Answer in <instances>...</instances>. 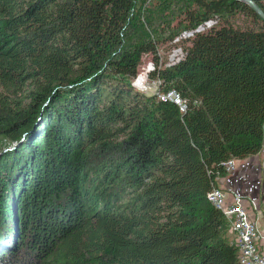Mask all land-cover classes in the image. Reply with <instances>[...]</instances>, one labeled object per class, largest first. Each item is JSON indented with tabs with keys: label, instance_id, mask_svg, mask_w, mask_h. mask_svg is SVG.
<instances>
[{
	"label": "trees",
	"instance_id": "16d2710c",
	"mask_svg": "<svg viewBox=\"0 0 264 264\" xmlns=\"http://www.w3.org/2000/svg\"><path fill=\"white\" fill-rule=\"evenodd\" d=\"M263 124L264 21L242 1L0 0V262L241 264L208 193Z\"/></svg>",
	"mask_w": 264,
	"mask_h": 264
},
{
	"label": "built area",
	"instance_id": "2783aa9c",
	"mask_svg": "<svg viewBox=\"0 0 264 264\" xmlns=\"http://www.w3.org/2000/svg\"><path fill=\"white\" fill-rule=\"evenodd\" d=\"M211 22L200 25L195 31L188 33L192 36L196 31H203ZM181 43L180 54L174 57L178 61L180 55L184 54V45L180 35L177 36ZM160 99H167L174 102L181 111L186 110L185 102L180 94L175 90H169L158 96ZM233 164V159L224 163L227 168ZM208 199L218 208H220L228 222L231 232L235 235L234 242L238 246L239 261L241 264H264V253L259 250L261 243V234L256 221L250 214L247 206L244 205L242 196L232 195L230 198L219 189H213L208 193Z\"/></svg>",
	"mask_w": 264,
	"mask_h": 264
},
{
	"label": "crops",
	"instance_id": "0c3cea01",
	"mask_svg": "<svg viewBox=\"0 0 264 264\" xmlns=\"http://www.w3.org/2000/svg\"><path fill=\"white\" fill-rule=\"evenodd\" d=\"M233 162L234 168L226 176L218 179L219 190L224 192L228 198L232 195H238L248 202L252 200L250 203H255L252 207L260 211V203L264 200V190L260 189L259 186L264 163L263 148L255 155L244 159H233Z\"/></svg>",
	"mask_w": 264,
	"mask_h": 264
},
{
	"label": "rangeland",
	"instance_id": "374dc122",
	"mask_svg": "<svg viewBox=\"0 0 264 264\" xmlns=\"http://www.w3.org/2000/svg\"><path fill=\"white\" fill-rule=\"evenodd\" d=\"M211 22V21H210ZM175 24V22H173V25ZM211 25V24H210ZM209 27V26H208ZM207 27V28H208ZM161 30V33L159 34V36L161 37V36H165V34H163L162 32H163V30H164V28H162V29H160ZM159 31V30H158ZM156 32L157 34L159 33V32ZM178 30H176V27H175V25H174V32H177ZM178 40V39H177ZM184 45V44H183ZM180 46H181V43H180ZM179 46V47H180ZM162 49H160L159 51H160V54H161V56H166V53H167V51L170 49V46H169V42L168 41H166V42H163L162 43ZM179 47H174V48H172L171 50V52H170V54H169V61L170 60H172L174 57H178V55L180 54V48ZM183 52L185 53V47H184V50H183ZM147 61H151V62H153V64H154V67H155V65H156V62L153 60V58H152V56L151 55H144L143 56V58H142V62H141V64L139 65V67H138V70H137V73H138V71H139V69H140V67H141V65L144 63V62H147ZM153 67V68H154ZM152 68V69H153ZM150 73V72H149ZM133 81V80H132ZM141 87L142 88H144L145 90L142 92V93H144V94H146V95H152V94H155L156 93V91H157V88H158V80H153L152 78H150L149 77V74H148V79H144V81L141 83ZM263 129H264V124H263ZM262 148H263V150H264V135H263V146H262ZM246 158H248V157H246ZM234 162H233V164L231 163V165H229V168H227V166H225L226 167V170H227V174L229 173V171H231L233 168H234ZM261 182L259 183V186H260V189H262V190H264V163H263V165H262V172H261ZM250 187L252 186V185H249ZM257 190V189H256ZM250 202H252V200H250ZM250 202H248L246 199H244V205L245 206H247V208L249 209V211H250V214H251V211H252V217L256 220V221H258V228H259V232H260V234H261V243H260V246H259V250L261 251V252H263L264 253V200H262L261 201V203H260V205H261V208H260V211L258 210H256V209H254V207H252L253 206V204L255 205V203H250ZM252 208V209H251ZM10 219V218H9ZM3 228H6V229H8V227H3ZM228 232H229V235H230V237H231V239L234 241V239H235V235L231 232V230H230V228H228ZM10 242L12 241V240H9ZM27 257H25V258H23V259H26ZM19 259H22V257H21V255H20V258ZM5 260H6V258H4L1 262H0V264H4V262H5ZM20 264H22V262L20 263Z\"/></svg>",
	"mask_w": 264,
	"mask_h": 264
},
{
	"label": "clouds",
	"instance_id": "9594fccd",
	"mask_svg": "<svg viewBox=\"0 0 264 264\" xmlns=\"http://www.w3.org/2000/svg\"><path fill=\"white\" fill-rule=\"evenodd\" d=\"M155 70V69H152ZM148 73L140 72L137 73L135 78L132 81V87L135 88L139 92H143L145 89L141 87V82L145 79Z\"/></svg>",
	"mask_w": 264,
	"mask_h": 264
},
{
	"label": "water",
	"instance_id": "95a60500",
	"mask_svg": "<svg viewBox=\"0 0 264 264\" xmlns=\"http://www.w3.org/2000/svg\"><path fill=\"white\" fill-rule=\"evenodd\" d=\"M246 3L263 21L264 11L253 0H239Z\"/></svg>",
	"mask_w": 264,
	"mask_h": 264
}]
</instances>
